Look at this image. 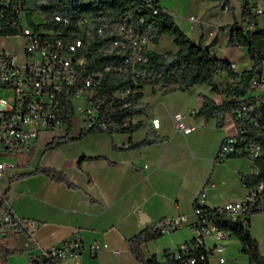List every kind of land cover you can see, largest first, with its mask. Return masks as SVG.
Instances as JSON below:
<instances>
[{"label":"crops","instance_id":"obj_1","mask_svg":"<svg viewBox=\"0 0 264 264\" xmlns=\"http://www.w3.org/2000/svg\"><path fill=\"white\" fill-rule=\"evenodd\" d=\"M156 2L191 42L207 45L215 37V42L209 45L211 53L232 61L233 71L249 66L244 47L227 43L228 25L240 20L243 0H227V9L221 8L220 0ZM189 15L195 19H189ZM260 16L256 17L255 25L264 28L259 24ZM147 48L165 52L174 51L177 46L169 34L161 33ZM220 74L223 76V72ZM261 74L264 76V64ZM139 91L138 100L147 104V110L132 115L124 124L139 120L138 127L126 131L120 125L111 126L108 133L87 132L49 149L43 147L46 142L36 147L34 139L29 151L15 156L14 165L0 175V190L5 193L7 205L17 216L34 221L32 236L38 245L58 244L77 235L84 245L94 239L105 243V248L93 257L82 251L81 264H135L137 261L128 251L126 239L145 225L152 227L159 219L185 215L178 226L158 235L161 254L192 237L191 201L204 183H208L203 199L206 206L219 205L244 194L238 174L252 172V161L245 156L214 160L221 139L235 131L233 119L225 113L222 122L216 124L215 116L197 112L201 94L218 103L223 97L221 92L210 90L209 85L202 82L183 89L170 85L162 91L143 84ZM175 111L182 113L183 131L172 129L169 115ZM150 117L157 118L156 127L150 126ZM80 128L84 127L79 122L72 130L71 120L66 134L76 136ZM146 128L163 138L133 145L143 137ZM64 132L65 129H61L53 136ZM36 166L59 169L76 186L69 187L39 172L21 175ZM1 176H4L2 182ZM141 215L146 217L142 223L139 222ZM247 228L264 257V212L249 214ZM229 235L237 241L239 250V241ZM18 237H21L20 243H15ZM228 240L227 236L223 241V253L227 264H235ZM5 248L15 249V252L2 254L1 249ZM112 248L119 250L117 257L111 254ZM31 250L23 234L0 236V264H23ZM124 251L129 252L130 258ZM161 254L160 257L153 255L163 260ZM242 254V264H248L247 256Z\"/></svg>","mask_w":264,"mask_h":264},{"label":"built area","instance_id":"obj_2","mask_svg":"<svg viewBox=\"0 0 264 264\" xmlns=\"http://www.w3.org/2000/svg\"><path fill=\"white\" fill-rule=\"evenodd\" d=\"M153 1L143 0V3L155 12ZM221 8L227 9V6L221 4ZM242 13V25L252 29L256 17L264 13V0H247ZM188 18L195 19L193 15ZM51 19L57 22V27L47 26L43 21L34 23L32 18L29 22L22 0H0V36H17L20 40L19 52L0 48V175L14 165L3 157L27 153L39 130L65 129L64 102L71 105L70 120L76 113L80 124L86 128L95 122L102 101L99 97L93 99L97 88L107 78L126 70L130 71L133 80L141 73L135 63L145 60L142 50L150 41L125 16L106 22L101 17L83 14L76 19L74 27L65 28L68 21L62 13H53ZM91 20L96 21V33H101L104 28L114 33V37L97 46L95 51L114 56L100 67L86 69L89 43L86 24ZM230 66L235 69L232 61ZM129 90V87H124L113 91L112 95L122 97ZM75 98L79 100L74 101ZM232 99L226 113L233 119L235 131L221 139L214 160L245 156L252 161L255 172L257 166L253 159L264 165V141L249 137L248 132L264 131V76L261 71L251 78L244 93ZM169 117L172 129H185L181 112H172ZM128 118L122 119L120 124L100 121L98 127L105 130L108 126H122ZM148 121L151 127L158 125L156 117H150ZM142 166L146 167V164ZM207 185L204 183L191 201L193 218L189 226L193 231L192 237L166 252L176 264H227L223 241L229 233L213 222V213L246 224L249 214L264 212L263 180L242 184L244 194L241 197L215 206H206L203 202ZM184 220L185 215L180 213L169 219L157 220L152 228L166 233ZM33 226V220L19 217L10 209L0 190V236L23 234L30 242L32 250L27 253L23 264H81L82 251L93 257L105 248V243L96 239L84 245L77 235L58 244L40 246L32 236ZM110 251L114 257L119 255L118 249Z\"/></svg>","mask_w":264,"mask_h":264},{"label":"trees","instance_id":"obj_3","mask_svg":"<svg viewBox=\"0 0 264 264\" xmlns=\"http://www.w3.org/2000/svg\"><path fill=\"white\" fill-rule=\"evenodd\" d=\"M226 4L227 0H220ZM247 0L241 3L240 20L228 25L227 43L230 45L239 44L244 47L246 55L250 60L247 68L239 72L232 70L230 62L216 57L209 49V45L215 42V37L207 45L191 42L184 34L172 17L160 10L156 0L154 6L156 11L152 12L146 7L143 0H22V8L29 22L35 12L41 13L43 22L47 26L57 27L56 21L51 19L53 13H62L67 17L65 27H74L75 21L83 14L101 17L103 21L112 22L119 16H125L127 21L135 28L143 32L150 42H156L159 34H169L172 41L177 46L174 51L156 52L149 48L142 50L145 60L135 63V67L140 70V75L135 80L131 78L129 70L115 77H109L105 83L97 88L93 99H102L98 115L95 122L86 127L80 128L76 136H68L66 130L71 125V105L67 102L63 104V120L65 122V132L59 136H52L44 144V149L52 148L62 142L72 140L84 133L92 131H103L108 133L110 127L101 130L98 122H114L120 124L125 117H131L138 113H145L147 104L138 100L140 96L139 87L149 84L154 91H162L164 88L175 85L178 88H187L193 83H206L210 90L223 94L220 102L216 103L212 98L201 94V103L197 112L204 116H215L216 124L222 122L223 115L232 103L233 96L244 93L252 77L261 71V62L264 60V28L253 27L244 28L242 25V8ZM89 33L86 36L89 41L87 48L85 68H97L102 64L110 62L114 56L112 53L95 51V48L114 37V33L109 28H104L101 33L95 32L96 21L91 20L86 24ZM223 72L222 80H216V75ZM221 75V74H220ZM124 87L130 90L122 97H115L112 92ZM134 87L138 89L132 90ZM126 102V104H123ZM141 124L139 120L121 126L122 130L131 131ZM249 137L264 141V131L249 130ZM163 136L158 135L153 130L146 128L143 137L133 145L148 144L159 141ZM257 170L250 173L239 172L238 178L244 185H250L257 180L264 181V165L253 159ZM43 173L50 179L63 182L69 187L76 185L69 181L66 175L59 169L53 167L36 166L31 171L22 173ZM4 197L5 193L3 191ZM213 222L226 229L229 234L235 236L239 241V251L247 256L248 264H260L264 262V257L258 252L255 238L249 233L246 224L241 221H231L219 213H213ZM159 230L145 225L133 235L126 239L127 248L130 254L139 264H176L167 257V253L161 254L162 259H157L153 254L145 257L140 250V244L158 236ZM3 253L15 252V249H1Z\"/></svg>","mask_w":264,"mask_h":264},{"label":"rangeland","instance_id":"obj_4","mask_svg":"<svg viewBox=\"0 0 264 264\" xmlns=\"http://www.w3.org/2000/svg\"><path fill=\"white\" fill-rule=\"evenodd\" d=\"M31 18H32V21L34 23L42 22L44 19V17L39 12H35ZM87 19H88V17H87ZM259 24L262 26L264 25V13H262L260 18H259ZM0 48L10 49V50L19 52L20 40L17 36H9V37L0 36ZM263 64H264V62H261V65H263ZM223 79L224 78H222L220 74L216 75V80H218V81L222 80L223 81ZM78 100H79L78 98L74 99V101H78ZM71 120H72V130H75L77 128L78 123H79V118L76 115V113H74L71 116ZM60 131H61V128L54 129V130H39L36 137H35V146L37 147V146L43 145V143L49 141L50 138L53 135H55V133H58ZM3 159H10L14 163L15 157L5 156V157H3ZM3 180H4V176H1V182ZM157 237L158 236H155L154 238H151V239L140 244V250L144 256L148 255L150 253H153L156 257H160L162 249L159 245V240L157 239ZM228 237H229V240H228L227 246H228L229 251L232 253L231 256H235V264H242L244 256L238 250L237 241L234 238H232L230 235H228ZM19 238H21V237H18L15 239V243H20ZM174 247H175V245L173 247H171V249H173ZM123 254L128 258H130L129 256H131L129 254V252H127V251H124ZM132 264H134V263H132Z\"/></svg>","mask_w":264,"mask_h":264},{"label":"water","instance_id":"obj_5","mask_svg":"<svg viewBox=\"0 0 264 264\" xmlns=\"http://www.w3.org/2000/svg\"><path fill=\"white\" fill-rule=\"evenodd\" d=\"M144 221H146V217H144V216H139V222L140 223H142V222H144Z\"/></svg>","mask_w":264,"mask_h":264}]
</instances>
